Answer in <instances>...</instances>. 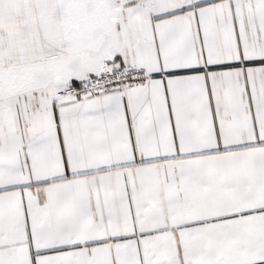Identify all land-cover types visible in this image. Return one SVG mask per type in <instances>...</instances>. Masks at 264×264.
Masks as SVG:
<instances>
[{"label": "snow or ice", "instance_id": "6c2138e0", "mask_svg": "<svg viewBox=\"0 0 264 264\" xmlns=\"http://www.w3.org/2000/svg\"><path fill=\"white\" fill-rule=\"evenodd\" d=\"M0 264H264V0H0Z\"/></svg>", "mask_w": 264, "mask_h": 264}]
</instances>
